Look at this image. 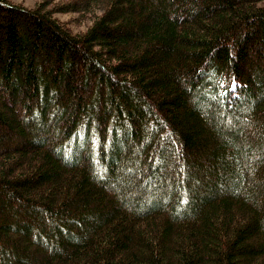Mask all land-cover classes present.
Listing matches in <instances>:
<instances>
[{"label":"trees","instance_id":"trees-1","mask_svg":"<svg viewBox=\"0 0 264 264\" xmlns=\"http://www.w3.org/2000/svg\"><path fill=\"white\" fill-rule=\"evenodd\" d=\"M0 264H264V0H0Z\"/></svg>","mask_w":264,"mask_h":264},{"label":"rangeland","instance_id":"rangeland-1","mask_svg":"<svg viewBox=\"0 0 264 264\" xmlns=\"http://www.w3.org/2000/svg\"><path fill=\"white\" fill-rule=\"evenodd\" d=\"M14 1L23 2L24 4H26L28 6H33L39 0H14ZM56 16L62 20H70L72 23L71 25H72L74 30L84 29L86 27V25L88 24V21H86V20L82 21V22L76 21L75 18L78 16V13L74 12V11L58 12V13H56Z\"/></svg>","mask_w":264,"mask_h":264},{"label":"snow or ice","instance_id":"snow-or-ice-1","mask_svg":"<svg viewBox=\"0 0 264 264\" xmlns=\"http://www.w3.org/2000/svg\"><path fill=\"white\" fill-rule=\"evenodd\" d=\"M232 87H233V88H235V87H236V85H235V84H233V85H232Z\"/></svg>","mask_w":264,"mask_h":264}]
</instances>
